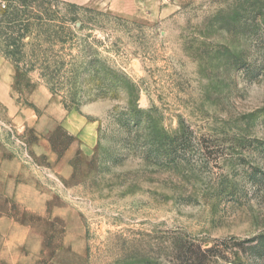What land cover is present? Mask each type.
Instances as JSON below:
<instances>
[{
	"label": "rangeland",
	"instance_id": "obj_1",
	"mask_svg": "<svg viewBox=\"0 0 264 264\" xmlns=\"http://www.w3.org/2000/svg\"><path fill=\"white\" fill-rule=\"evenodd\" d=\"M166 1L176 11L158 18L79 10L85 27L62 42L49 28L69 2L9 0L0 52L23 35L16 93L43 84L57 101L38 126L53 167L32 155L34 127L0 116L1 139L55 193L37 264H186L199 247L205 264H264V0ZM72 111L100 131L67 158Z\"/></svg>",
	"mask_w": 264,
	"mask_h": 264
},
{
	"label": "crops",
	"instance_id": "obj_2",
	"mask_svg": "<svg viewBox=\"0 0 264 264\" xmlns=\"http://www.w3.org/2000/svg\"><path fill=\"white\" fill-rule=\"evenodd\" d=\"M80 6L97 8L122 16L163 17L176 11V5L166 0H65ZM17 67L0 52V116L15 123L25 122L34 127L30 138L33 157L42 167L54 166L58 154L42 124L56 109L57 101L43 84H37L26 95L16 93ZM28 101V103L26 102ZM75 143L67 158L79 144L94 149L98 143L100 121L80 111L69 113L66 123ZM40 172L26 165L0 137V264H37L44 249L47 230L38 221L54 219L55 193ZM37 221V223L35 222Z\"/></svg>",
	"mask_w": 264,
	"mask_h": 264
},
{
	"label": "trees",
	"instance_id": "obj_3",
	"mask_svg": "<svg viewBox=\"0 0 264 264\" xmlns=\"http://www.w3.org/2000/svg\"><path fill=\"white\" fill-rule=\"evenodd\" d=\"M68 6L71 9L70 15L69 16H65L64 17V23L65 25H55V24H51L50 26L52 28H49V39H58L59 41L62 42H66L68 40H74L77 38V33L75 31V29H82L83 27H85V23L83 20H81L80 15H79V10H85L88 12H94L93 10H91L89 7H84V6H80L77 4H73V3H68ZM96 15V12H95ZM42 18V17H39ZM91 20H95L94 17L90 18ZM47 20L49 21H55L56 19L54 17H47ZM13 21H17V19H14ZM74 24V27H72L71 25ZM79 24V25H78ZM65 31V33H63ZM23 37V35H20L19 38H15L13 41H11V45L15 47L14 50L10 51V53L7 54V56L9 58H11L13 60V62L15 63V65L17 67H19V59H18V54L20 53V45L18 42H21L20 39ZM74 43V42H73ZM101 67V66H100ZM102 68L104 70H106L107 67L105 64H103ZM110 70V68H109ZM110 73H114L112 70L110 71ZM119 77L121 78V83L122 85H124L126 88L130 89L131 91H133V94H136L135 90V84L132 83L126 76L124 75H119ZM136 99L137 96L134 95L131 103L133 104V109L135 107V103H136ZM254 239H248L245 240L244 242H250ZM211 249H208L206 251H209ZM204 251L201 249V247H199L198 251H190V253L187 255V260H186V264H205V258L202 257V253Z\"/></svg>",
	"mask_w": 264,
	"mask_h": 264
},
{
	"label": "built area",
	"instance_id": "obj_4",
	"mask_svg": "<svg viewBox=\"0 0 264 264\" xmlns=\"http://www.w3.org/2000/svg\"><path fill=\"white\" fill-rule=\"evenodd\" d=\"M8 9H9V0H0V30L3 28L5 24V17ZM22 145L25 146L24 142H22ZM26 153L31 158V155L29 154L27 148H26Z\"/></svg>",
	"mask_w": 264,
	"mask_h": 264
}]
</instances>
